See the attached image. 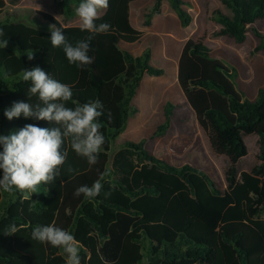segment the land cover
Wrapping results in <instances>:
<instances>
[{"label": "trees", "instance_id": "obj_1", "mask_svg": "<svg viewBox=\"0 0 264 264\" xmlns=\"http://www.w3.org/2000/svg\"><path fill=\"white\" fill-rule=\"evenodd\" d=\"M67 17L76 15L80 0H58ZM136 0H108L107 11L95 21L109 28L90 42L92 63L83 69L70 65L60 47L50 42L49 27L63 29L75 44L89 33L81 26H64L56 17L37 11L34 23L17 12L5 11L0 0V134L26 124L49 127L45 121L7 120L3 111L13 102H28L25 68L40 67L71 86L68 107L99 101L105 144L94 166L66 142L67 153L58 175L38 192L0 191V264H67L62 249L31 239L37 225L54 224L73 233L81 264H264V90L254 100L238 89L232 71L211 49L190 38L179 60L178 83L212 149L225 154L226 187L221 188L203 169L186 163L176 166L152 153L144 140H127L116 150L113 142L126 130L138 110L132 101L144 74L160 76L164 69L151 63V51L135 53L131 46L144 32L130 20ZM184 24L191 15L182 7L188 0H170ZM213 10L219 24L213 36L244 42L251 26L260 37L254 52L264 49V32L254 25L264 20V0H220ZM161 0H157L159 11ZM25 50H32L29 61ZM30 103H36L32 97ZM174 106L167 104V120L157 135L170 127ZM247 136L259 138V162L251 170L239 165L248 155ZM103 184L93 199L74 196L75 190ZM15 225V234L7 230Z\"/></svg>", "mask_w": 264, "mask_h": 264}, {"label": "clouds", "instance_id": "obj_2", "mask_svg": "<svg viewBox=\"0 0 264 264\" xmlns=\"http://www.w3.org/2000/svg\"><path fill=\"white\" fill-rule=\"evenodd\" d=\"M107 5L108 0H80L76 15L81 20V31L89 35L75 44L67 39L62 28L49 27L51 45L62 48L70 65L83 69L92 63L90 42L96 34L109 28L108 24L95 23ZM7 43V40L0 41V47L6 48ZM24 55L29 61L34 59L32 50H25ZM22 80L30 85L26 92L28 102H13L4 109V117L9 121L14 118L45 121L50 126L42 128L30 123L7 135L0 134V191L10 194H34L41 184L52 182L65 162L67 153L62 148L66 142H70L72 150L90 166L97 163L105 144L99 122L103 105L98 100L68 107L73 97L71 86L61 83L38 66L30 70L25 68ZM32 97L36 98V103L29 102ZM102 187L101 181L97 180L91 186L78 187L74 196L93 199L101 194ZM15 232V225L7 230L8 235ZM31 239L62 249L67 264H81L80 249L74 234L68 230L54 224L37 225L32 229Z\"/></svg>", "mask_w": 264, "mask_h": 264}, {"label": "crops", "instance_id": "obj_3", "mask_svg": "<svg viewBox=\"0 0 264 264\" xmlns=\"http://www.w3.org/2000/svg\"><path fill=\"white\" fill-rule=\"evenodd\" d=\"M22 0H17L15 3V7H9V2H7V6L5 11L8 12H17L22 15L24 19H27V15L33 21L36 16L37 11H45L49 12V10H56V5H59L60 2L58 0H31L30 3L33 6L34 14L24 10L23 6H20ZM188 1V0H187ZM190 4H184L182 7L186 9L191 15V21L189 24H184L182 19L180 18L176 8L173 6L170 0H161L160 6L156 9L157 0H136L130 6V20L135 28L144 32L143 37L131 46V49L135 53H143L145 50L151 51V63L159 68L164 69V74L160 76H152L150 74H144V77L141 81L140 87L137 91V94L134 97V103L136 106L137 100L140 98L142 103V108H137L136 115L141 116L142 121H136L131 117L128 120V125L126 128V132L121 134L127 140H130V134L134 135V130H138L142 124L147 123L148 115L149 119L154 118V112L157 111L158 108L162 106H166L167 104H172L174 106L172 110V114L170 116V127L168 130L161 135H158V144L162 145L164 148H174L176 150L178 145L177 140H174L173 134L171 131L174 129V125H178L180 123H187L185 116H189L190 118L194 116L196 118V114L190 104L188 103L179 83H178V69H179V60L182 54L183 47L185 43L190 39H195L199 44L205 45L211 49L213 55L221 59L232 71H236L237 75L241 74L243 66L245 63L246 56V41L248 36L253 32L250 27L247 38L244 42H237L234 38L224 35L215 37L213 36L214 31L219 27V24L214 21L213 29L208 34H199L198 31L200 29V25L198 23V17L200 14L210 6V4L214 1L217 4L216 8H220L217 0H189ZM212 1V2H211ZM48 2L51 3V6L48 5ZM61 5V4H60ZM215 8V9H216ZM107 7L101 10L99 16H102L106 13ZM57 13H60V9H58ZM53 15L52 13H50ZM54 16V15H53ZM3 17L5 19V14L0 15V18ZM56 17V16H54ZM63 20L57 19L64 26H81V24L69 23L66 19V15L63 9ZM33 19V20H32ZM264 23V20L257 25H254L256 28L261 30L260 27ZM212 33V35H211ZM146 76H149L148 79H145ZM239 89V88H238ZM141 90V91H140ZM165 91V94L169 92L177 91L181 92V100L178 102L168 101L166 98H160V102L157 103L155 101V95L159 91ZM240 90V89H239ZM244 90H249L251 92H255V95H250L248 92H243L246 98V95H249V99H256L259 94V88H254L253 85L246 84L244 85ZM141 92V94L139 93ZM246 93V94H245ZM183 94V96H182ZM133 102V101H132ZM133 105V103H132ZM143 106L145 107L143 109ZM164 106V108H165ZM134 107V105H133ZM143 109V113L141 112ZM165 122L167 120V115L164 111ZM144 118L146 119L145 121ZM185 120H184V119ZM197 119V118H196ZM198 122V121H197ZM199 124V123H198ZM202 128V127H201ZM182 132V131H180ZM120 137V136H119ZM118 137V138H119ZM210 141V140H209ZM211 145V143H210ZM147 147V146H146ZM189 148H193L194 145L190 144ZM212 147V146H211ZM168 161L169 163L175 165L172 161L167 159L166 157H161ZM186 164V163H185ZM190 164V163H189ZM195 165V164H193ZM180 166V165H176ZM197 166V165H195ZM198 167V166H197ZM226 187V186H225ZM224 189V188H223Z\"/></svg>", "mask_w": 264, "mask_h": 264}, {"label": "rangeland", "instance_id": "obj_4", "mask_svg": "<svg viewBox=\"0 0 264 264\" xmlns=\"http://www.w3.org/2000/svg\"><path fill=\"white\" fill-rule=\"evenodd\" d=\"M9 2V7H15L17 0H7ZM31 0H22L20 6L25 8L24 10L34 14V8L30 3ZM212 2V1H211ZM217 3L220 8L224 9V5L221 3L220 0H217ZM48 5L51 6V3L48 2ZM217 7V4L213 1L209 7H207L198 17V23L200 25V29L198 31L199 34H208L212 31L214 26L213 20V10ZM56 10H49L54 16L58 19L63 20V7L59 4L56 5ZM60 9V13L58 14L57 11ZM29 15H27V19ZM69 23L74 24H81V20L77 15L72 17H67L66 19ZM3 21V17L0 18V22ZM34 23V21H31ZM35 24V23H34ZM264 31V23L260 26ZM212 35V33H211ZM261 39L256 33L253 31L246 41V56H245V63L246 65L243 66L241 74H238L234 81L237 87L243 92H248L250 95H255V92H251L249 90H244V85L249 84L253 85V87L259 88V93L261 90H264V49L254 52V49L260 45ZM149 76H146L145 79H148ZM141 91V90H140ZM141 94V92H139ZM246 94V93H245ZM259 95V94H258ZM166 98L168 101L178 102L181 100V92L173 91L165 94V91L162 90L157 92L155 95V101L159 103L161 100L160 98ZM183 96V94H182ZM249 98V95H246ZM141 98V97H140ZM138 99L136 102V106L133 100L134 107L142 108L141 99ZM165 106V105H164ZM164 106L157 109L154 112V118L149 119L145 124H142L138 130H134V135L130 134V140L133 141H140L144 140L146 143L147 148L154 154L159 157H166L170 161H172L175 165H184L185 163L195 164L199 168L203 169L207 172L211 178L217 182V184L221 188H225L226 181H225V169L229 164V158L225 154H217L211 147L209 137L198 124L197 119L192 116L191 118L187 115L185 119L187 123H180L179 128L178 125H174V129L172 132L174 140H177L178 145L176 150L173 148H164L162 145L158 144L157 132L158 127L165 123L164 117ZM145 107L143 106V109ZM142 109V113H143ZM132 119L134 122L142 121L141 116L132 114ZM144 118L143 121L146 120ZM184 119V118H183ZM184 119V120H185ZM182 131V132H180ZM126 132V131H125ZM123 132L122 134H124ZM126 141L124 136H121L113 142L112 150H118L122 144ZM246 142L249 147L248 155L241 161L239 167L242 170H251L254 165L259 162V138L256 136H247ZM193 144V148H189L188 146ZM259 217L264 219V207H262ZM77 242V241H76ZM78 246V243H77Z\"/></svg>", "mask_w": 264, "mask_h": 264}]
</instances>
